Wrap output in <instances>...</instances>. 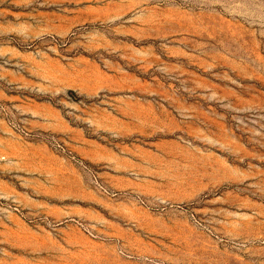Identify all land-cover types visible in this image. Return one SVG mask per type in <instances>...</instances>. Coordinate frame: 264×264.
<instances>
[{
  "label": "rangeland",
  "instance_id": "rangeland-1",
  "mask_svg": "<svg viewBox=\"0 0 264 264\" xmlns=\"http://www.w3.org/2000/svg\"><path fill=\"white\" fill-rule=\"evenodd\" d=\"M0 264H264V0H0Z\"/></svg>",
  "mask_w": 264,
  "mask_h": 264
}]
</instances>
